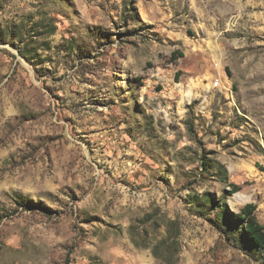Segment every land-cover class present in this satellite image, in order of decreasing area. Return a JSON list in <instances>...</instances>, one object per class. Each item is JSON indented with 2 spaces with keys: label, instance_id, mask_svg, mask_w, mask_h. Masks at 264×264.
<instances>
[{
  "label": "rangeland",
  "instance_id": "obj_1",
  "mask_svg": "<svg viewBox=\"0 0 264 264\" xmlns=\"http://www.w3.org/2000/svg\"><path fill=\"white\" fill-rule=\"evenodd\" d=\"M247 204L264 0H0V264H264Z\"/></svg>",
  "mask_w": 264,
  "mask_h": 264
},
{
  "label": "trees",
  "instance_id": "obj_2",
  "mask_svg": "<svg viewBox=\"0 0 264 264\" xmlns=\"http://www.w3.org/2000/svg\"><path fill=\"white\" fill-rule=\"evenodd\" d=\"M233 194L240 191L234 186ZM256 206L247 204L239 214L233 215V220L238 228L228 234L231 238H237L245 250H250L264 257V224L260 223L255 215Z\"/></svg>",
  "mask_w": 264,
  "mask_h": 264
}]
</instances>
